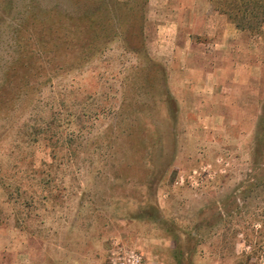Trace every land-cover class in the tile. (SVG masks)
Returning <instances> with one entry per match:
<instances>
[{
  "label": "rangeland",
  "instance_id": "374dc122",
  "mask_svg": "<svg viewBox=\"0 0 264 264\" xmlns=\"http://www.w3.org/2000/svg\"><path fill=\"white\" fill-rule=\"evenodd\" d=\"M32 1L0 0V83L18 52L40 56L0 92V264H114L123 249L143 264H264V183L239 192L264 36L211 0H148L140 50L121 35L89 45L63 19L21 23Z\"/></svg>",
  "mask_w": 264,
  "mask_h": 264
},
{
  "label": "trees",
  "instance_id": "16d2710c",
  "mask_svg": "<svg viewBox=\"0 0 264 264\" xmlns=\"http://www.w3.org/2000/svg\"><path fill=\"white\" fill-rule=\"evenodd\" d=\"M72 1L77 6L78 0ZM211 2L241 32L264 36V0H211ZM147 3L148 0H116L113 2L112 0H93L83 11H79L75 7L72 10L65 9L63 12V6L60 8L61 6L58 3L38 5L37 1L34 0L32 5L25 7V10L19 9V15L22 18L26 15L20 20L21 23L32 20V22L42 23L44 27L56 24L61 29L65 26L63 20H66L68 28L74 27L76 30L84 28L83 31H87L88 34L90 31L92 32L87 39L89 45L98 36L108 39L112 35H121L126 47L138 51L142 48L144 40ZM22 11L26 13L23 14ZM54 14L57 17H53ZM38 61H40V56L37 52H18L14 60L4 69L2 80L5 82L0 83V92H9L14 95L16 91H20V88L12 87L9 83L10 70H13L16 66L26 68L29 66V62H34L35 65ZM13 99L14 96L8 95L6 97L4 105H11L8 109L12 108ZM252 161L251 181L244 180L245 183L241 185L243 188L239 191L243 201L247 199V192L251 187H260L264 183V105L258 118ZM248 236L247 234L244 235L243 242L251 246V239ZM250 252H253V250H250ZM250 252L242 253L246 260L250 257Z\"/></svg>",
  "mask_w": 264,
  "mask_h": 264
},
{
  "label": "built area",
  "instance_id": "2783aa9c",
  "mask_svg": "<svg viewBox=\"0 0 264 264\" xmlns=\"http://www.w3.org/2000/svg\"><path fill=\"white\" fill-rule=\"evenodd\" d=\"M116 255L114 264H143L141 255L131 249H123Z\"/></svg>",
  "mask_w": 264,
  "mask_h": 264
},
{
  "label": "crops",
  "instance_id": "0c3cea01",
  "mask_svg": "<svg viewBox=\"0 0 264 264\" xmlns=\"http://www.w3.org/2000/svg\"><path fill=\"white\" fill-rule=\"evenodd\" d=\"M172 35H171V33H168L167 35H166V37L164 36V39H166V41L167 42H171V39H173V37H171ZM175 39V38H174Z\"/></svg>",
  "mask_w": 264,
  "mask_h": 264
}]
</instances>
